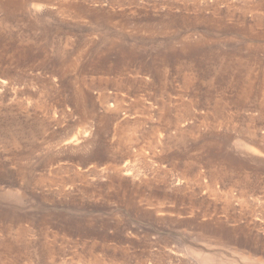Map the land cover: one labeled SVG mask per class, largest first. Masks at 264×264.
Masks as SVG:
<instances>
[{"label": "rangeland", "instance_id": "374dc122", "mask_svg": "<svg viewBox=\"0 0 264 264\" xmlns=\"http://www.w3.org/2000/svg\"><path fill=\"white\" fill-rule=\"evenodd\" d=\"M213 1L0 0V264H264V0Z\"/></svg>", "mask_w": 264, "mask_h": 264}, {"label": "bare ground", "instance_id": "6f19581e", "mask_svg": "<svg viewBox=\"0 0 264 264\" xmlns=\"http://www.w3.org/2000/svg\"><path fill=\"white\" fill-rule=\"evenodd\" d=\"M217 1L218 0H214L213 2H215L217 4ZM259 20V18H258ZM183 47V46H182ZM129 51V50H128ZM78 95V94H77ZM76 95L75 97V102L76 103H80L81 99L80 97H78ZM204 216H209L208 214H205ZM211 219V221H210ZM208 222L202 224V227L205 228V229H211L213 231H217L218 232H223V233H226V234H230V233H234V232H239V231H244V228L240 227V226H236V229L231 231V230H228L227 228L224 227V225H222L221 222H219L218 220H215L214 218L212 219V217L208 218L207 219ZM195 221V220H194ZM215 225V227H213L212 225ZM201 230V229H200ZM210 254V253H209ZM198 258L200 259L201 262H204L206 261L207 259L204 257V255H198ZM217 258V257H216Z\"/></svg>", "mask_w": 264, "mask_h": 264}]
</instances>
